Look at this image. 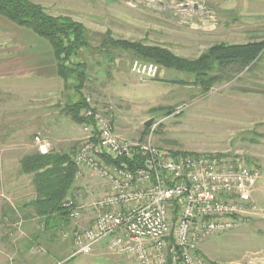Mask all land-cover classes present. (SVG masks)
I'll return each mask as SVG.
<instances>
[{
    "label": "rangeland",
    "instance_id": "374dc122",
    "mask_svg": "<svg viewBox=\"0 0 264 264\" xmlns=\"http://www.w3.org/2000/svg\"><path fill=\"white\" fill-rule=\"evenodd\" d=\"M32 1L85 26L93 49L81 53L86 63L82 96H90L97 107L112 113L113 130L120 137L152 138L173 154L226 153L260 169L257 214L236 229L205 238L199 251L208 264H264V54L248 67H224L223 81L203 91L190 73L159 66L157 77L141 79L131 69L137 59L131 52L116 50L109 56L108 49L96 50L103 38L113 37L196 59L214 44L263 41L264 0ZM25 69L30 77H53V90L45 88L27 97L19 88H0V264H139L108 253L107 240L91 253L74 255V230L89 224L91 213L48 229L39 218L26 217V203L35 189L33 175L22 173L20 167L25 155L40 153L34 143L40 134L36 129L46 117L59 116L61 132L45 136L53 151L76 147L77 152L83 123L80 142L74 134H66L74 133L77 122L68 106L57 103L66 96H79L73 79L66 85L57 75L49 42L0 14V80H19ZM55 77L61 81L60 89ZM29 106L30 113L25 111ZM179 107L182 110L176 113ZM150 119L148 127L145 122ZM107 191L103 178L86 172L76 179L69 196L90 203Z\"/></svg>",
    "mask_w": 264,
    "mask_h": 264
},
{
    "label": "built area",
    "instance_id": "2783aa9c",
    "mask_svg": "<svg viewBox=\"0 0 264 264\" xmlns=\"http://www.w3.org/2000/svg\"><path fill=\"white\" fill-rule=\"evenodd\" d=\"M131 69L141 79L160 72L157 63L138 58ZM80 115L85 121L74 156L76 179L92 173L109 189L90 203L64 200L71 219L92 214L89 224L74 230V255L91 253L107 240L108 253L139 264H208L200 243L257 214L261 171L256 165L226 153L173 154L152 138L120 137L113 130L112 113L97 107L90 96ZM34 143L42 154L54 149L39 134Z\"/></svg>",
    "mask_w": 264,
    "mask_h": 264
},
{
    "label": "trees",
    "instance_id": "16d2710c",
    "mask_svg": "<svg viewBox=\"0 0 264 264\" xmlns=\"http://www.w3.org/2000/svg\"><path fill=\"white\" fill-rule=\"evenodd\" d=\"M0 14L18 26L33 30L49 42L56 60L57 75L66 85L69 80H74V90L79 97L72 98V103L67 106L72 119L82 124L85 121L80 113L86 105V98L82 96L86 63L81 60V53L93 49L83 23L69 16L51 14L44 5L32 0H0ZM103 49H108L109 56L110 52L127 50L138 59L190 73L194 77L193 83L208 91L223 81L226 75L224 67L233 64L248 67L260 59L264 54V40L214 44L196 59L180 56L166 47L113 37L100 41L96 50ZM75 154L76 147L70 152L40 154L36 151L21 159V172L33 175L35 189V197L26 203L29 208L26 217L39 218L47 229L58 228L70 220L69 209L63 206V202L75 187Z\"/></svg>",
    "mask_w": 264,
    "mask_h": 264
},
{
    "label": "crops",
    "instance_id": "0c3cea01",
    "mask_svg": "<svg viewBox=\"0 0 264 264\" xmlns=\"http://www.w3.org/2000/svg\"><path fill=\"white\" fill-rule=\"evenodd\" d=\"M21 73V72H19ZM30 73V70L25 69L24 71H22V75L20 77V79H16V77H12L10 79L4 78L5 83L2 82V80H0V88H19L23 91V95H26L27 97H29V93L30 95H32L31 93H36L38 94V91L40 90H44L45 88L48 91L53 90V82H54V78L53 77H30L28 76ZM55 85L57 86L58 89H60L61 84H60V79L57 77H55ZM62 86H63V82H62ZM28 94V95H27ZM30 98L28 100L27 104H30ZM75 100V98H74ZM72 103V98L70 96H66L65 100L63 102H58L57 103V107H59V105L64 104L65 106L69 105ZM26 112L30 113L31 111H33L32 109L26 107L25 109ZM30 115V114H29ZM27 117V119H30V117ZM45 124L41 123L42 125H40L39 128L36 129L37 133H40L39 135L43 136V137H54L55 135H58V133L61 132L62 130V125H61V119L60 117H46L44 119ZM73 129V128H72ZM69 130V129H68ZM74 133L72 132V130H69L66 134L69 135V137L71 135L74 134V139L77 140V142H80L79 140L82 137V131H81V124H74ZM65 133V131H64ZM3 136V134H0ZM5 135V134H4ZM38 135V134H36ZM46 135V136H45ZM46 137V138H47ZM48 139V138H47ZM54 139V138H53ZM109 189V187H108ZM35 196V195H34ZM33 196V198H34Z\"/></svg>",
    "mask_w": 264,
    "mask_h": 264
},
{
    "label": "water",
    "instance_id": "95a60500",
    "mask_svg": "<svg viewBox=\"0 0 264 264\" xmlns=\"http://www.w3.org/2000/svg\"><path fill=\"white\" fill-rule=\"evenodd\" d=\"M195 7H198L197 3H195ZM152 123H153V120L150 119V120H148V121L145 122V125L149 127V126L152 125Z\"/></svg>",
    "mask_w": 264,
    "mask_h": 264
}]
</instances>
